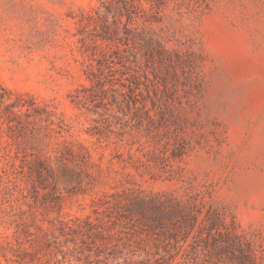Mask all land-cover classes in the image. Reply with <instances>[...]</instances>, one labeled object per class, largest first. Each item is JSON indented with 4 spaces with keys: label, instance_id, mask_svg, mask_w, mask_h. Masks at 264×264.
Returning <instances> with one entry per match:
<instances>
[{
    "label": "rangeland",
    "instance_id": "rangeland-1",
    "mask_svg": "<svg viewBox=\"0 0 264 264\" xmlns=\"http://www.w3.org/2000/svg\"><path fill=\"white\" fill-rule=\"evenodd\" d=\"M205 260L264 264V0H0V264Z\"/></svg>",
    "mask_w": 264,
    "mask_h": 264
},
{
    "label": "trees",
    "instance_id": "trees-1",
    "mask_svg": "<svg viewBox=\"0 0 264 264\" xmlns=\"http://www.w3.org/2000/svg\"><path fill=\"white\" fill-rule=\"evenodd\" d=\"M197 252H200V251H197ZM240 252H241L240 253V257H242V256H248L247 251H240ZM207 254H209V253L206 252L205 255H207ZM209 262H210L209 260H205L201 264H209Z\"/></svg>",
    "mask_w": 264,
    "mask_h": 264
}]
</instances>
